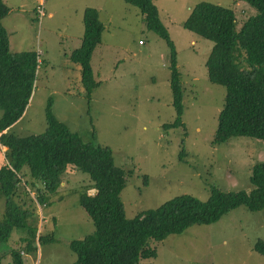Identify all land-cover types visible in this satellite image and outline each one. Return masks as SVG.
<instances>
[{"label":"rangeland","instance_id":"obj_1","mask_svg":"<svg viewBox=\"0 0 264 264\" xmlns=\"http://www.w3.org/2000/svg\"><path fill=\"white\" fill-rule=\"evenodd\" d=\"M3 1L9 7L1 23L8 32L10 50L38 55L29 103L9 131L19 135L44 131L50 107L85 142L109 147L115 164L126 172L120 196L127 217L180 193L205 199L210 186L223 190L252 187L251 167L264 159V142L234 135L212 144L225 87L211 83L207 76L205 60L213 41L183 25L200 1L233 7L240 24L256 12L246 2L155 1L176 46L183 90V127L167 129L165 124L176 118L171 48L161 34L146 26L137 6L124 0ZM86 6L96 7L103 23L101 40L90 58L99 86L92 89L89 100L80 65L70 59L81 41ZM6 153L0 144V167L7 163ZM62 179L41 203L28 174L22 175L17 194L10 199L29 212L27 221L35 226L37 236L33 248L26 249L27 229L14 226L7 241L0 242L1 264H13V250L19 252L21 264L76 261L70 242L95 230L80 203V193L92 181L88 173L71 167ZM5 202L0 192V219ZM258 240L264 241V207L251 210L240 204L213 222L193 223L164 240H149L157 248V257L138 264H264V255L254 248Z\"/></svg>","mask_w":264,"mask_h":264},{"label":"trees","instance_id":"obj_2","mask_svg":"<svg viewBox=\"0 0 264 264\" xmlns=\"http://www.w3.org/2000/svg\"><path fill=\"white\" fill-rule=\"evenodd\" d=\"M124 1L137 6L144 14L146 26L161 34L170 45L176 118L165 124V128L183 127V90L176 46L156 0ZM243 1L256 12L240 24L233 7L207 1L196 3L183 22L186 28L213 41L205 60L207 76L211 83L225 87L212 144L222 143L234 135L264 142V0ZM8 11V5L0 0V144L7 151V163L0 167V192L6 198L5 215L0 219V242L7 241L14 226L27 229V236L23 238L26 249L33 248L37 236L35 226L27 221L29 212L10 199L17 194L22 175L28 174L29 184L38 192L36 200L44 203L45 197L63 182L62 176L69 167L88 173L91 178L90 187L80 193V203L95 224L94 232L70 242L77 254L73 264H138L142 259L157 257V248L149 240H164L193 223L213 222L240 204L251 210L264 207L263 159L251 167L249 190L210 186L205 199L180 193L156 207L127 217L120 196L126 172L115 164L109 147L85 142L80 134L59 121L50 107L44 131L26 135L9 131L29 103L38 55L35 51L10 50L8 32L1 23ZM82 19L81 41L70 59L80 65L81 83L89 100L92 89L99 86L92 76L90 58L101 40L103 23L93 6L83 9ZM182 156L183 150L180 160ZM90 189L95 191L90 193ZM254 248L264 255L263 240H258ZM11 255L13 264H21L18 251L13 250Z\"/></svg>","mask_w":264,"mask_h":264},{"label":"crops","instance_id":"obj_3","mask_svg":"<svg viewBox=\"0 0 264 264\" xmlns=\"http://www.w3.org/2000/svg\"><path fill=\"white\" fill-rule=\"evenodd\" d=\"M25 110H26V109H25ZM24 112H25V111H24ZM14 125H15V124H14ZM14 125H13V126H14ZM20 253H21V252H20ZM0 264H1V262H0Z\"/></svg>","mask_w":264,"mask_h":264}]
</instances>
